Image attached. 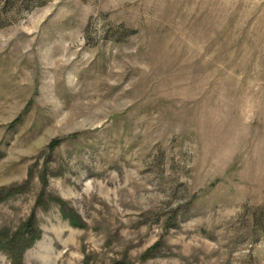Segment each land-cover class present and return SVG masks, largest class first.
<instances>
[{
	"label": "rangeland",
	"instance_id": "1",
	"mask_svg": "<svg viewBox=\"0 0 264 264\" xmlns=\"http://www.w3.org/2000/svg\"><path fill=\"white\" fill-rule=\"evenodd\" d=\"M0 187L23 264H264V0H0Z\"/></svg>",
	"mask_w": 264,
	"mask_h": 264
},
{
	"label": "trees",
	"instance_id": "2",
	"mask_svg": "<svg viewBox=\"0 0 264 264\" xmlns=\"http://www.w3.org/2000/svg\"><path fill=\"white\" fill-rule=\"evenodd\" d=\"M55 143L56 141L51 142L49 147H52ZM18 190V188L15 189V191ZM5 191L6 188L0 187V200L3 199L5 194H7ZM8 192H12V190L9 189ZM34 220V213H32L15 231L10 232L9 230L4 229V233L2 231L0 232V249L7 253L11 264H23L21 259L23 251L27 249L35 239L39 238L40 232ZM71 221L74 225H80V220L76 221L71 219ZM157 245L158 243L146 249L143 252L142 257L154 255Z\"/></svg>",
	"mask_w": 264,
	"mask_h": 264
}]
</instances>
